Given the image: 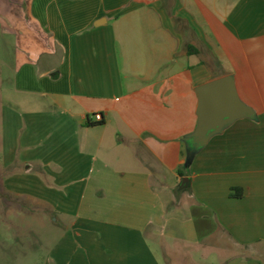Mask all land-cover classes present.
Returning a JSON list of instances; mask_svg holds the SVG:
<instances>
[{
    "label": "crops",
    "instance_id": "crops-1",
    "mask_svg": "<svg viewBox=\"0 0 264 264\" xmlns=\"http://www.w3.org/2000/svg\"><path fill=\"white\" fill-rule=\"evenodd\" d=\"M0 23V198L60 224L44 264H264V0H0ZM229 76L251 114L200 141Z\"/></svg>",
    "mask_w": 264,
    "mask_h": 264
},
{
    "label": "rangeland",
    "instance_id": "rangeland-1",
    "mask_svg": "<svg viewBox=\"0 0 264 264\" xmlns=\"http://www.w3.org/2000/svg\"><path fill=\"white\" fill-rule=\"evenodd\" d=\"M16 38L0 23V163L4 138V112L13 95ZM0 194L4 195L0 189ZM1 200V198H0ZM32 205L11 204L0 201V264H44L51 249L60 240V224L44 219V205H33L37 213L28 209ZM20 210L24 214H20ZM165 264H169L159 251Z\"/></svg>",
    "mask_w": 264,
    "mask_h": 264
},
{
    "label": "water",
    "instance_id": "water-1",
    "mask_svg": "<svg viewBox=\"0 0 264 264\" xmlns=\"http://www.w3.org/2000/svg\"><path fill=\"white\" fill-rule=\"evenodd\" d=\"M199 93L200 124L196 137L200 141H206L227 120L251 114V109L239 98L234 78L230 76L203 85ZM187 181L185 178L184 182Z\"/></svg>",
    "mask_w": 264,
    "mask_h": 264
},
{
    "label": "built area",
    "instance_id": "built-area-1",
    "mask_svg": "<svg viewBox=\"0 0 264 264\" xmlns=\"http://www.w3.org/2000/svg\"><path fill=\"white\" fill-rule=\"evenodd\" d=\"M95 118H96L97 121H102V120H103V115H102V113H97V114H95Z\"/></svg>",
    "mask_w": 264,
    "mask_h": 264
}]
</instances>
